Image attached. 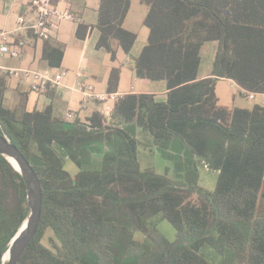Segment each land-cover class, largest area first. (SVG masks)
I'll return each instance as SVG.
<instances>
[{
  "label": "trees",
  "instance_id": "trees-1",
  "mask_svg": "<svg viewBox=\"0 0 264 264\" xmlns=\"http://www.w3.org/2000/svg\"><path fill=\"white\" fill-rule=\"evenodd\" d=\"M141 1L149 33L131 68L163 81L165 100L128 93L108 123L99 113L65 122L49 106L28 111L24 96L6 107L0 75V133L30 162L42 192L39 224L18 264H264V104L220 106L214 77L198 78L201 46L216 40L212 75L264 93V0ZM128 9L129 0H101L97 48L110 51L115 38L130 53ZM62 55L45 40L49 66ZM118 76L111 69L108 91ZM140 149L170 167L140 168ZM197 158L218 171L213 191L198 185ZM25 214L23 179L0 155V263ZM162 221L174 240L160 232Z\"/></svg>",
  "mask_w": 264,
  "mask_h": 264
},
{
  "label": "crops",
  "instance_id": "crops-1",
  "mask_svg": "<svg viewBox=\"0 0 264 264\" xmlns=\"http://www.w3.org/2000/svg\"><path fill=\"white\" fill-rule=\"evenodd\" d=\"M100 4L101 0H68L66 2L72 12L73 19L54 20L51 37L47 40L61 47L63 55L60 65L51 67L47 60L42 57L45 40L35 37L29 27L36 19V13L27 0H0V30L11 32L9 38L11 48L18 47V43L23 42V46L20 48V56L4 55L0 59V65L5 68L34 69L51 73L60 69L69 71L68 76L63 80V87L47 90L43 94L31 92L28 81L21 76H6L3 100L6 107H16L20 98L24 96L25 107L28 111H42L49 106L53 118L61 119V116L66 117L67 112H72L74 117L69 122L80 120L86 123L89 122L94 113H99L104 122L108 123L111 114L109 116L104 114L102 105L97 99H84L79 92L72 89L77 83L75 72L78 70L85 72L98 92L115 93L116 98L128 93H148L154 95L157 100H165L167 90L163 81L137 78L131 68V58L138 55L147 41L149 30L144 25V18L148 6L141 0H129V9L122 26L133 32L136 38L130 53L126 54L115 38H111L109 41L110 51L96 47V42L100 36L98 28ZM63 5L65 4H61V6ZM18 15L24 17L21 25L16 20ZM217 49L218 41L216 40L202 44L198 78L214 77V92L218 104L228 109L239 107L236 105L238 103L236 94L246 96L249 100L255 99L256 96L260 97L257 104H264V93L247 91L230 78L212 75ZM113 68L118 69L119 76L116 91L110 92L107 90L108 78ZM249 93L253 94V98L248 97ZM116 100L109 103L114 106ZM136 137L143 143H148L150 140V135L145 131L136 132ZM153 152L140 149L138 154L147 156L149 153L154 154ZM203 164L204 169L209 168L204 161ZM216 173L218 175L217 170Z\"/></svg>",
  "mask_w": 264,
  "mask_h": 264
},
{
  "label": "built area",
  "instance_id": "built-area-1",
  "mask_svg": "<svg viewBox=\"0 0 264 264\" xmlns=\"http://www.w3.org/2000/svg\"><path fill=\"white\" fill-rule=\"evenodd\" d=\"M68 0H27L36 13V19L29 25L35 37L47 40L51 37V28L54 20H72L73 15L70 8L66 5ZM61 4H65L61 6ZM17 22L21 25L24 21L23 15L17 16ZM10 33L0 30V59L4 55L11 57L20 56V48L23 42L18 43V47H10ZM69 71L66 69L57 70L54 73L28 69L19 70L17 68H5L0 65V75L5 76H21L28 81L29 90L31 92L43 94L47 90L63 87V80L68 76ZM77 83L72 87L79 92L84 99L95 98L103 108L104 114L110 115L113 106L110 101L116 100L115 93H102L95 89L94 84L89 80L84 71L75 72ZM249 98H253V94H248ZM66 117L72 119V112H67Z\"/></svg>",
  "mask_w": 264,
  "mask_h": 264
},
{
  "label": "water",
  "instance_id": "water-1",
  "mask_svg": "<svg viewBox=\"0 0 264 264\" xmlns=\"http://www.w3.org/2000/svg\"><path fill=\"white\" fill-rule=\"evenodd\" d=\"M0 155L19 172L25 185L26 214L24 220L2 255L0 264H18L20 257L33 239L41 215L42 192L40 180L24 154L3 133H0Z\"/></svg>",
  "mask_w": 264,
  "mask_h": 264
},
{
  "label": "rangeland",
  "instance_id": "rangeland-1",
  "mask_svg": "<svg viewBox=\"0 0 264 264\" xmlns=\"http://www.w3.org/2000/svg\"><path fill=\"white\" fill-rule=\"evenodd\" d=\"M205 56V51H204ZM206 57V56H205ZM136 76V75H135ZM229 92H231L230 89H228ZM237 99V106L239 107H251L255 103H259L260 97H257L253 100L247 99L246 96H241L239 94H236ZM62 121H70L69 118L61 116ZM138 161L140 168H144L146 166H152L154 167L155 171L159 174H163L165 172V169L167 167H170V163L165 158L161 157L158 153L151 154L147 156H141L138 154ZM198 172H199V179H198V185L204 189H207L209 191H213L216 185L217 181V173L216 170L213 168H207L204 169V164L201 158L196 159ZM66 168L70 171L73 168V171H75L76 167L74 165H71V163H66ZM264 189V187H263ZM194 198V197H193ZM159 230L162 232L169 240H174L175 237V231L174 228L171 226L170 223L167 221H162L159 225ZM44 243H47L46 239L43 240Z\"/></svg>",
  "mask_w": 264,
  "mask_h": 264
}]
</instances>
